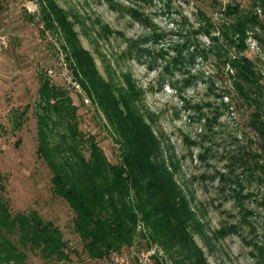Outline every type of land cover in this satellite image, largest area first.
I'll use <instances>...</instances> for the list:
<instances>
[{
	"label": "rangeland",
	"instance_id": "1",
	"mask_svg": "<svg viewBox=\"0 0 264 264\" xmlns=\"http://www.w3.org/2000/svg\"><path fill=\"white\" fill-rule=\"evenodd\" d=\"M1 1L3 197L12 213L36 210L52 221L68 241L73 264H120L111 255H86L74 212L52 192V172L36 152L41 77L71 95L79 129L94 134L113 163L119 160L117 133L66 59L65 28L53 22L43 30L44 2ZM51 1L100 75L116 88L139 92L133 103L154 130L163 157L175 165L174 178L199 224L193 238L207 263L258 264L253 245L264 236V124L257 115L264 113V0ZM137 229L147 233L142 221ZM146 239L136 236L117 254L127 264L180 260ZM27 257L29 264H49L37 253Z\"/></svg>",
	"mask_w": 264,
	"mask_h": 264
},
{
	"label": "trees",
	"instance_id": "2",
	"mask_svg": "<svg viewBox=\"0 0 264 264\" xmlns=\"http://www.w3.org/2000/svg\"><path fill=\"white\" fill-rule=\"evenodd\" d=\"M42 2L43 30L53 22L65 28L69 49L66 59L73 63L74 75L117 133L113 140L118 143L119 160L113 163L95 135L79 129L78 105L71 95L41 77L36 152L52 172L53 194L74 212V231L83 241L86 255L103 260L141 236L170 249L171 256L180 258L175 264H181V258L189 264H208L194 241L192 232L199 231V224L174 178L175 165L171 158L163 157L154 130L133 103L139 99V92L133 91L130 82L132 93L104 79L74 34L67 33L65 13L51 0ZM2 9L0 0V13ZM257 115L264 124V113ZM2 180L0 174V264H29V251L49 264H73L68 241L52 221L44 220L36 210L10 211L3 197ZM138 221H142L147 233L137 229ZM230 228V232L236 231ZM253 248L258 264H264V236Z\"/></svg>",
	"mask_w": 264,
	"mask_h": 264
},
{
	"label": "built area",
	"instance_id": "3",
	"mask_svg": "<svg viewBox=\"0 0 264 264\" xmlns=\"http://www.w3.org/2000/svg\"><path fill=\"white\" fill-rule=\"evenodd\" d=\"M148 252V254H150V251L148 250L147 251ZM153 252V251H152ZM151 252V253H152ZM123 255H118L117 254V252H113V253H111V259L112 260H114V261H117V262H119L120 264H127L128 263V260H127V258L125 257V256H123ZM125 257V258H124ZM146 257L147 256H145V259H146ZM146 261V260H145ZM143 262V260L142 259H138V263L137 264H145L146 262ZM141 262H143V263H141Z\"/></svg>",
	"mask_w": 264,
	"mask_h": 264
}]
</instances>
